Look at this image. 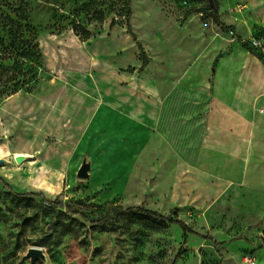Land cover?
Here are the masks:
<instances>
[{
    "label": "rangeland",
    "instance_id": "rangeland-1",
    "mask_svg": "<svg viewBox=\"0 0 264 264\" xmlns=\"http://www.w3.org/2000/svg\"><path fill=\"white\" fill-rule=\"evenodd\" d=\"M126 1L0 0V57L9 53L3 61L8 70L0 73V113L2 101L13 91L31 90L43 79L48 80L38 56V41L56 36V45L60 44L56 48L66 52L68 47L77 57L79 48H74L72 42L83 40L75 33L74 26L80 24L92 34L86 42L106 35L111 37L116 30L125 34ZM212 1L221 20L233 25V29H222L209 18L210 0H132L133 29L156 72L162 67L160 73L170 75L190 66L193 60L205 66L212 58L205 68L206 80L181 82L184 88L205 94L202 98L213 93L216 76L213 68L218 64L215 59L220 61L235 45L246 43L242 48L248 54L258 59L259 55L264 57V24L250 23L248 4L239 0ZM113 20L116 24L112 26ZM136 56L140 58L138 52ZM241 60L236 54L228 60V79L233 78ZM132 62L123 71L133 72ZM158 76L157 90L162 92L170 81ZM235 80L231 83H237ZM178 83L179 80L173 81V86ZM258 105L257 113L252 109L247 114L254 125L264 126L261 114L264 99ZM0 118V147L9 143L11 150L22 149L21 146H31L30 140L37 146L56 144L52 136L36 137L28 123L12 130L6 127L2 115ZM14 155L10 149L0 155L3 160L2 163L0 160V264H248L249 257L256 264H264V145L256 156L261 160L257 168L252 163L246 168L239 163L250 184L231 183L219 198L206 205L177 207L179 217L193 232H185L177 223L156 229L124 220L109 223L112 230L100 232L91 222L66 208L57 218L60 209L47 206L39 197L33 198V205H23L5 185L23 193L42 191L47 198L64 201L85 212L90 219L112 214L116 205L123 208L143 205L168 215L175 202L172 179L162 175L165 170L150 178H130L120 185L100 186L102 177L78 176L80 162L65 177L35 178L28 185L27 178L10 171L6 174L19 165ZM224 172L235 177L234 170L226 168ZM207 235L222 243L215 246L206 239Z\"/></svg>",
    "mask_w": 264,
    "mask_h": 264
},
{
    "label": "crops",
    "instance_id": "crops-1",
    "mask_svg": "<svg viewBox=\"0 0 264 264\" xmlns=\"http://www.w3.org/2000/svg\"><path fill=\"white\" fill-rule=\"evenodd\" d=\"M239 1L248 4L250 23L264 24V0ZM39 43L48 80L8 96L0 115L7 128L28 123L36 137L52 136L56 144L37 146L30 140L31 146L11 150L5 143L0 155L10 149L14 158L24 157L6 174L27 178L30 185L35 178L65 177L86 160L89 174L102 177V186L154 177L165 170L162 175L172 179L173 209L213 202L231 183L250 184L239 163L245 168L261 163L256 156L264 145V126L254 125L248 114L252 109L257 113L264 99V69L242 46L215 59L213 93L202 98L205 94L181 82L206 80L205 68L212 58L205 66L193 60L182 71L163 76L162 67L156 72L149 63L139 71L140 50L128 31L116 30L111 37L89 42L73 40L77 57L68 47L59 51L56 36ZM234 54L242 62L228 79V60ZM129 61L133 72L123 71ZM158 75L170 81L162 92L157 90ZM234 79L237 83H231ZM175 80L179 83L173 86ZM226 168L234 170V178Z\"/></svg>",
    "mask_w": 264,
    "mask_h": 264
},
{
    "label": "trees",
    "instance_id": "trees-1",
    "mask_svg": "<svg viewBox=\"0 0 264 264\" xmlns=\"http://www.w3.org/2000/svg\"><path fill=\"white\" fill-rule=\"evenodd\" d=\"M211 12L209 14V18H211L218 26H220L222 29H227L231 30L233 29L232 25H227L224 23L218 13V10L215 6H210ZM126 28L128 33H130L133 37V40L136 42L139 50H140V56L142 59V65L139 68V71H143L144 68L148 65L149 63V57L147 52L145 51L142 43L138 40V37L136 33L133 30V24H132V18H133V9H132V0H127L126 1ZM116 21H112L111 25H115ZM74 31L76 34L80 35L81 39L83 41H87L92 37V34L86 30L83 26L80 24H76L74 26ZM242 46L246 47L247 44L244 43ZM36 47L40 50L39 55L41 57L40 62H41V67H43V54L40 49L39 41L36 43ZM9 53L5 52L0 59L3 61L7 60V55ZM23 57V54L20 55ZM259 59L264 62V57L262 55H259ZM0 64V73L8 70V66H6L4 63ZM14 94V91L12 92ZM1 181V178H0ZM5 185L10 188V193L12 196L16 198V200L19 203H22L23 205L30 206L34 204V199L35 197L41 198V200L49 207L52 208H58L60 209L57 214V218H60V216L63 213L62 209L66 208L68 212L74 214V215H80L82 216L85 220L91 222L94 225V228L100 232H105V231H110L112 230V227L109 225V223H115L120 220H124L126 222L130 223H141L144 225H147L151 228H168L172 226V224H180L182 228L184 229L185 232L193 230L191 227L179 217L177 209H173L168 215L163 214L157 210L146 208L145 206H130L123 208L120 205H116L113 208L112 214H105L104 216L98 218V219H90L85 212L73 207L70 204H67L64 201H60L59 199H49L43 194L42 192H28V193H23V192H17L13 188L9 186V184ZM208 236V235H207ZM206 239L210 240L215 246H219L222 242L214 239L211 236L206 237ZM187 240H184V243H186ZM181 254V253H180ZM179 254V255H180ZM179 255L176 258H179Z\"/></svg>",
    "mask_w": 264,
    "mask_h": 264
},
{
    "label": "water",
    "instance_id": "water-1",
    "mask_svg": "<svg viewBox=\"0 0 264 264\" xmlns=\"http://www.w3.org/2000/svg\"><path fill=\"white\" fill-rule=\"evenodd\" d=\"M210 3H211V6H214V4H213V1L212 0H210ZM23 156H17L16 157V161L18 162V163H20L22 160H23ZM2 161V160H1ZM90 167H91V165H90V163H88V162H83V164L81 165V167H80V169H79V171H78V176L80 177V178H88L89 177V170H90ZM263 240H264V237H263Z\"/></svg>",
    "mask_w": 264,
    "mask_h": 264
},
{
    "label": "built area",
    "instance_id": "built-area-1",
    "mask_svg": "<svg viewBox=\"0 0 264 264\" xmlns=\"http://www.w3.org/2000/svg\"><path fill=\"white\" fill-rule=\"evenodd\" d=\"M262 111L264 112V109ZM247 261H248V264H256L254 258L249 257V258H247Z\"/></svg>",
    "mask_w": 264,
    "mask_h": 264
}]
</instances>
